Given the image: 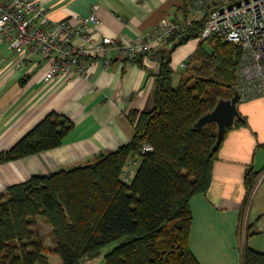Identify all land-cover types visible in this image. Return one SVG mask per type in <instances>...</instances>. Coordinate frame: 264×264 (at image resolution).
I'll return each instance as SVG.
<instances>
[{
    "label": "trees",
    "instance_id": "trees-1",
    "mask_svg": "<svg viewBox=\"0 0 264 264\" xmlns=\"http://www.w3.org/2000/svg\"><path fill=\"white\" fill-rule=\"evenodd\" d=\"M190 1L183 0L185 9ZM202 29L203 20L190 22L172 34L170 45L150 52L158 63L154 105L128 115L133 136L127 144L0 192V264H48L49 255L60 264H83L119 239L104 264H200L189 247V202L208 191L218 149L216 124H195L219 100L233 98L241 59L236 45L199 40ZM191 40L197 46L174 86L172 54ZM142 57L131 59L140 64ZM245 124L240 115L224 137ZM71 128L67 118L47 114L0 154V164L59 147ZM131 164L137 165L132 174ZM255 178L248 171L245 187ZM47 228L52 246L41 234ZM240 264H264V254L246 247Z\"/></svg>",
    "mask_w": 264,
    "mask_h": 264
},
{
    "label": "crops",
    "instance_id": "crops-1",
    "mask_svg": "<svg viewBox=\"0 0 264 264\" xmlns=\"http://www.w3.org/2000/svg\"><path fill=\"white\" fill-rule=\"evenodd\" d=\"M34 1L52 23L65 21L73 27L78 17L93 12L98 23L88 25L85 33L95 42L107 38L118 45L152 32L162 21L183 27L202 20L201 13L184 8L183 0ZM72 42L83 43L79 38ZM196 46L191 40L172 54L177 83L184 73L180 64L188 62ZM177 51L182 52L178 61ZM15 58L0 40V154L51 112L67 118L72 128L59 147L0 164V192L31 176L89 164L100 153L127 144L133 136L128 115L153 108L158 72L154 55L152 60L142 57L139 64L109 48L88 59L85 77L68 82L59 78L45 82L46 61L32 60L18 69ZM237 108L246 124L225 135L208 191L189 202V247L200 264H240L246 247L264 254V97L238 102ZM128 167L131 174L137 169L136 164ZM250 170L255 180L262 176L253 193V184L246 188L244 183ZM48 232L47 228L41 234ZM103 257L83 264H104ZM48 264H60L59 258L49 255Z\"/></svg>",
    "mask_w": 264,
    "mask_h": 264
},
{
    "label": "built area",
    "instance_id": "built-area-1",
    "mask_svg": "<svg viewBox=\"0 0 264 264\" xmlns=\"http://www.w3.org/2000/svg\"><path fill=\"white\" fill-rule=\"evenodd\" d=\"M188 10L202 14L199 40L215 37L241 49L235 85L239 102L264 97V0H191ZM97 23L93 12L78 17L74 27L65 21L52 23L34 0H0V40L15 53L14 66L19 69L32 60L46 61L45 82L85 77L88 59L113 47L127 59L140 54L152 60L150 52L170 45L168 40L180 29L173 22L162 21L152 32L118 45L107 38L95 42L85 33L88 25ZM74 38L83 43L73 44ZM180 68L186 69L187 64H180ZM128 175L126 172L124 178ZM261 180L262 176L254 180L252 193Z\"/></svg>",
    "mask_w": 264,
    "mask_h": 264
},
{
    "label": "water",
    "instance_id": "water-1",
    "mask_svg": "<svg viewBox=\"0 0 264 264\" xmlns=\"http://www.w3.org/2000/svg\"><path fill=\"white\" fill-rule=\"evenodd\" d=\"M239 102L238 93L235 92L231 100L224 101L219 100L210 112L202 116L195 124L196 128H202L203 126L214 123L217 126L216 142L213 149L216 151L223 141L225 130L231 128L235 120L240 119V115L237 110V104Z\"/></svg>",
    "mask_w": 264,
    "mask_h": 264
},
{
    "label": "rangeland",
    "instance_id": "rangeland-1",
    "mask_svg": "<svg viewBox=\"0 0 264 264\" xmlns=\"http://www.w3.org/2000/svg\"><path fill=\"white\" fill-rule=\"evenodd\" d=\"M181 51H177L176 52V56H175V58H177V61L180 59V57H181ZM174 67H175V65H174ZM174 69V68H173ZM177 74H178V72L176 73V71L174 72V76H173V85L175 86L176 85V83H177ZM237 110H238V108H237ZM131 181V180H130ZM41 233H45V230H43V231H41ZM44 240H45V245L46 246H52V243H51V240H50V237H49V235L48 236H45L44 235ZM124 240L123 239H119V240H117V241H114V242H112V243H110V244H108V245H106V246H104L103 248H102V250H101V252H100V256L99 257H102L104 254H107L108 252H110V251H112L114 248H116L117 246H119V244L120 243H122ZM230 260H228V262H229Z\"/></svg>",
    "mask_w": 264,
    "mask_h": 264
}]
</instances>
